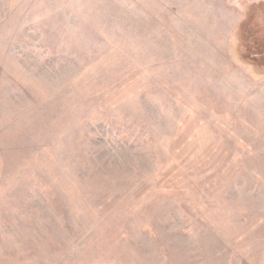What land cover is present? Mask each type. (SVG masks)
Instances as JSON below:
<instances>
[{
	"label": "rangeland",
	"instance_id": "374dc122",
	"mask_svg": "<svg viewBox=\"0 0 264 264\" xmlns=\"http://www.w3.org/2000/svg\"><path fill=\"white\" fill-rule=\"evenodd\" d=\"M0 264H264V0H0Z\"/></svg>",
	"mask_w": 264,
	"mask_h": 264
}]
</instances>
